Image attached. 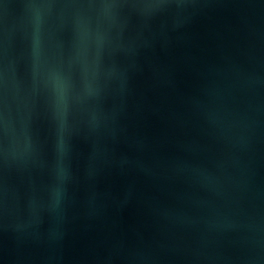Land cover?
<instances>
[{
	"label": "water",
	"instance_id": "obj_1",
	"mask_svg": "<svg viewBox=\"0 0 264 264\" xmlns=\"http://www.w3.org/2000/svg\"><path fill=\"white\" fill-rule=\"evenodd\" d=\"M0 264H264V0H0Z\"/></svg>",
	"mask_w": 264,
	"mask_h": 264
}]
</instances>
